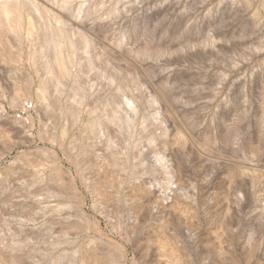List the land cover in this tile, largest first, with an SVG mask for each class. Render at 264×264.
<instances>
[{
	"label": "rangeland",
	"instance_id": "rangeland-1",
	"mask_svg": "<svg viewBox=\"0 0 264 264\" xmlns=\"http://www.w3.org/2000/svg\"><path fill=\"white\" fill-rule=\"evenodd\" d=\"M81 3V103L0 70V264H264V0Z\"/></svg>",
	"mask_w": 264,
	"mask_h": 264
},
{
	"label": "bare ground",
	"instance_id": "bare-ground-1",
	"mask_svg": "<svg viewBox=\"0 0 264 264\" xmlns=\"http://www.w3.org/2000/svg\"><path fill=\"white\" fill-rule=\"evenodd\" d=\"M83 7L81 0H0V70L22 69L26 67L24 64L29 63V67L38 74L36 93L40 102L46 103L68 82L73 81L74 101L81 103L80 98L75 100L82 89L81 84L76 85L81 75L80 53H87L89 66L94 61V57L89 54L94 39L85 35L81 29ZM71 12L74 26H69ZM25 45L27 50L22 48ZM22 89H13L14 95L10 99L11 103L26 109L27 101H31L32 97L29 91L23 92ZM113 106L107 112L111 115L107 120L94 121V124L101 126L116 119L120 122L119 117L123 114L121 112L119 116L117 105ZM132 109L136 111L137 108L134 105Z\"/></svg>",
	"mask_w": 264,
	"mask_h": 264
}]
</instances>
